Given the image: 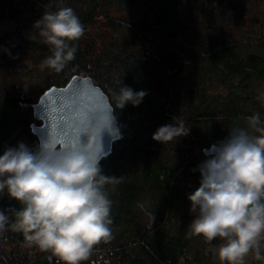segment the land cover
Here are the masks:
<instances>
[{
	"label": "trees",
	"instance_id": "trees-1",
	"mask_svg": "<svg viewBox=\"0 0 264 264\" xmlns=\"http://www.w3.org/2000/svg\"><path fill=\"white\" fill-rule=\"evenodd\" d=\"M5 1L18 27L0 36V155L22 134L33 152L41 149L31 130L32 104L40 95L32 98L21 87L24 74L51 55L34 25L44 10H56L38 0ZM63 6L74 10L84 35L70 43L75 59L63 70L43 68L41 93L83 73L114 107L113 93L122 86L147 93L138 106L115 109L121 138L100 161L104 175L119 178L105 185L111 239L94 247L106 251L102 258L85 264H221L202 236L188 235V196L199 187V165L211 156L204 147L247 127L244 118L254 113L264 122V20L243 16L238 0H65ZM99 18L110 34L95 35L93 46L85 37ZM22 24L39 38L23 35ZM174 117L189 134L167 144L153 140ZM9 207L21 205L5 190L0 210ZM0 240V264H60L50 252L30 255L22 233L9 229Z\"/></svg>",
	"mask_w": 264,
	"mask_h": 264
},
{
	"label": "clouds",
	"instance_id": "clouds-1",
	"mask_svg": "<svg viewBox=\"0 0 264 264\" xmlns=\"http://www.w3.org/2000/svg\"><path fill=\"white\" fill-rule=\"evenodd\" d=\"M34 26L51 46L41 68L63 70L75 59L77 49L70 43L84 35L81 20L61 0L56 10H44ZM145 95L122 86L113 93L116 104L110 112L82 124L84 139L75 147L48 144L33 152L20 143L6 149L0 155V194L6 190L21 207L0 210V233H22L27 246L51 252L60 264H85L96 245L111 239V200L105 185L119 182L102 173V134L107 130L119 139L112 112L128 103L138 106ZM244 119L247 127L230 129L199 165V187L188 196L194 214L188 235L223 241L215 249L221 264H244L250 252L264 261V122L258 112ZM189 132L190 127L174 117L152 139L167 144Z\"/></svg>",
	"mask_w": 264,
	"mask_h": 264
},
{
	"label": "rangeland",
	"instance_id": "rangeland-1",
	"mask_svg": "<svg viewBox=\"0 0 264 264\" xmlns=\"http://www.w3.org/2000/svg\"><path fill=\"white\" fill-rule=\"evenodd\" d=\"M65 0H62V5ZM21 3H24L25 0H21ZM38 2L42 4L48 5L51 9H55L57 7V4L61 2V0H38ZM238 6L239 9L243 10V16L246 15H257L258 18L264 20V0H238ZM7 3L5 0H0V36L4 35L7 32L13 31L17 29L18 24L17 21L12 16H7ZM247 17V16H246ZM103 19L99 18L97 24L95 27H91L89 32L86 34L85 40H91V44L94 46V36L98 33H101L103 38H107L110 34L107 30L103 27ZM250 25V24H249ZM20 32L30 38H39V35L35 30H33L31 27L27 25H20ZM102 39L101 37H99ZM99 39V40H100ZM100 46L96 49L99 51ZM96 51V54H97ZM29 73L24 74V78L22 81V90L24 91V94L31 95L32 98H36L41 94V86L45 82V74L44 70L41 68V66L37 69L32 70V68L29 70ZM84 74V73H83ZM262 97L264 100V92L262 93ZM20 143H23L25 146H27L30 150L32 148V141L30 137L26 134H22L20 138L16 141V143L13 145L12 148H16ZM194 192V191H192ZM189 210L191 208V203L188 204ZM194 219V214L192 213ZM2 241L0 240V249H2L1 245ZM223 243V241L216 239L211 242L207 243V250H212L215 252V249L218 248V246ZM29 253L30 255L36 253V251H40L41 249L36 246L29 247ZM101 251L102 254H96V251ZM95 249L93 248L92 254L90 256L91 260L93 262L97 261V259L102 258L105 255L104 249ZM51 253V252H50ZM94 253V256H93ZM261 254L264 255V250H261ZM53 255V254H52ZM244 264H264V261L262 260H256L254 258V252H250L248 256L245 257Z\"/></svg>",
	"mask_w": 264,
	"mask_h": 264
},
{
	"label": "snow or ice",
	"instance_id": "snow-or-ice-1",
	"mask_svg": "<svg viewBox=\"0 0 264 264\" xmlns=\"http://www.w3.org/2000/svg\"><path fill=\"white\" fill-rule=\"evenodd\" d=\"M86 83H74L71 88L59 93L44 94L51 146L75 147L79 142L82 124L101 110L93 91L82 86Z\"/></svg>",
	"mask_w": 264,
	"mask_h": 264
},
{
	"label": "water",
	"instance_id": "water-1",
	"mask_svg": "<svg viewBox=\"0 0 264 264\" xmlns=\"http://www.w3.org/2000/svg\"><path fill=\"white\" fill-rule=\"evenodd\" d=\"M87 82L85 85L86 88L91 89L93 91V94L95 95L96 99L99 102L100 105V111L97 112L96 115H101L106 112H110L112 108H114L113 104L111 103L110 97L108 94L104 91V89L97 84L93 78L90 75H83V74H74L65 85H52L49 88H47L45 91H43L38 100L32 104L33 107V115L36 121H33L31 123V130L32 132L37 136L39 146L42 148L45 145L50 144V125L48 121L47 116V101L43 100L44 94H56L61 91H64L66 89H69L73 86L74 83L81 84V82ZM43 100V102H42ZM112 115L115 117V124L114 127H116L119 130L120 138H121V128L119 125V120L115 114V110L112 112ZM37 121H40L38 123ZM119 138V139H120ZM81 141H83L84 137L81 136ZM118 140L114 138L109 131H104L102 134V138L100 140L98 151L102 158L108 156L112 150L114 142ZM217 143H212L211 145H208L203 148L204 153L208 155L214 154V148L213 146ZM53 147H64L63 145H53ZM100 159V161L102 160Z\"/></svg>",
	"mask_w": 264,
	"mask_h": 264
}]
</instances>
